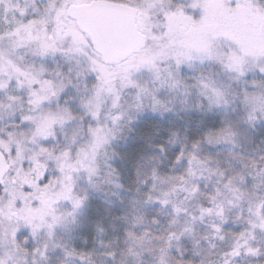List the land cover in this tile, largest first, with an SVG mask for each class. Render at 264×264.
I'll list each match as a JSON object with an SVG mask.
<instances>
[{
	"label": "snow or ice",
	"instance_id": "snow-or-ice-1",
	"mask_svg": "<svg viewBox=\"0 0 264 264\" xmlns=\"http://www.w3.org/2000/svg\"><path fill=\"white\" fill-rule=\"evenodd\" d=\"M0 264H264V0H0Z\"/></svg>",
	"mask_w": 264,
	"mask_h": 264
}]
</instances>
